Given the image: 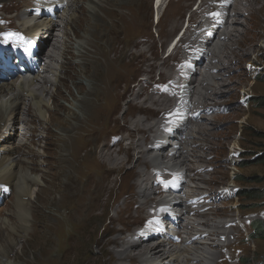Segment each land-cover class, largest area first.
Listing matches in <instances>:
<instances>
[{"label":"rangeland","instance_id":"1","mask_svg":"<svg viewBox=\"0 0 264 264\" xmlns=\"http://www.w3.org/2000/svg\"><path fill=\"white\" fill-rule=\"evenodd\" d=\"M18 1L19 0H5L0 2V21L2 18H6L7 21H9V25L13 24V26L15 25V27L17 28H19V21L15 19L16 14L20 15V13L23 11V8L27 6H24V4H26L25 0H21L20 2ZM116 1L119 3L122 2L123 5L117 6L115 8H110L108 10L109 17L106 14L103 15V18L100 17V14H97L94 17V30L99 31L103 27L106 30V33H102L104 34L103 38L97 39L96 41L94 30L90 26L91 32L89 33L92 34H90L88 37L91 42L90 44H85V47L88 49L92 56H90L89 58H83L81 56V59L75 56V49L72 48L73 40L67 42L69 43V45L67 44V47L62 46L59 49L61 51L60 56L63 55L64 58H60L61 63L63 62L62 65H60L61 63H59L60 59L58 60V64L60 65H58V74H60V77L58 78L59 80H57L56 83L52 85L53 92L47 97L49 105H51V107H48L45 110V119L47 118L46 116L48 114H51V112L55 108L53 107L54 105L52 103L58 104L59 106L62 105L61 107L63 108L60 107V109L57 110L55 114H53V117L50 118H55V126L60 125L57 124V121L61 120L62 117L66 115L64 109L67 108V110H71L72 104L76 105V99L82 95L81 92L78 93V84L81 83L87 87V75L90 77H95L96 84H98V89L95 90V93L100 92V94H98V97H96L95 95L93 96L94 90L92 91L93 94L89 93L87 99L88 104H91L89 105L88 110L87 106L83 107L84 113L82 116L80 112L76 114V118L78 119V121H75L74 117L70 114L66 119L67 121L63 123L64 128L67 131L71 130V134H67L70 138V140L67 141L68 144L72 142L75 147H78L77 139L80 136L82 138V148L84 149L81 150V153L78 156L79 159H70H73V163L72 165H70L71 167H63L66 173H69L67 179L75 180L76 178H78L79 183L82 182L83 184L91 183V181H97L99 183V180L97 178H94L95 173L101 172L102 174H104L105 172L106 181L105 183H103L104 185L102 184L99 188L95 189V192L97 193V196L99 198L98 202L96 203V208L90 211L89 214H100L104 209L107 211V203L109 204V206L111 204L110 211L111 213H113L115 210L119 209L121 203L124 200L128 208H124L125 213L117 212L116 214L122 217L123 220L124 217L126 219H129L130 217L135 218L136 216L139 220L142 213H144V210L148 208L150 199L152 197V199L154 200H158L159 198H161L159 196L155 197L153 195H157L158 186H165V184L160 183V178L162 176L165 177L168 172V168L174 174L176 172L186 171L183 174V181H181L182 187L184 189L181 188L180 191L177 192L182 197V200L185 201V204L188 205L189 200L187 199H191L193 196L199 199L202 194H207V196H210L208 199H212V201L210 202L213 204L202 207L200 211H207V209H212V211L209 210L210 213L218 211L216 213L214 212L215 214H205V218L198 217L197 215H191L190 217L194 218L192 219V221H202L201 224H203V226L200 224H196V222L188 224L187 228L192 227L190 234L194 232L193 228L195 226L197 228H203L204 230H207L208 226L216 230V227H222L223 224L226 227L227 220L236 221L234 228H236L237 231H235V233L238 232L240 238L242 239V241H240L239 244L235 246L236 252H238L237 257H240V260L230 263L228 261H224V263H264V233L262 231H253L255 221L260 220L264 223V197L257 198L261 192H264V28H253L254 26L256 27V25L259 24L258 18H260L262 26H264V11L252 12L255 16H257L256 19H249V17H247L248 11H244L242 15L237 16L238 5L235 2L236 0H234L235 3L233 2V6L229 9L230 20L228 19L226 23L227 28L229 25L230 27L228 29L225 28L224 30L226 31L223 30V32L225 33L224 37L226 38H224L223 36H219L221 33L224 34L223 32H221L217 33L211 40V42L213 43L210 44L211 47L209 48H213L215 41L219 40L220 38L222 39H220L218 42L223 43L224 47L222 46L220 47V49H216L215 51L216 55L220 56L225 53V44L228 38L227 36L229 35L226 33H228L232 26L239 25L237 27L240 29H243V25L248 27V23L252 26L245 38H243V40L245 41L243 43L247 44V50L245 51L246 56L242 57L239 63H234L232 68L230 67L226 68V71H220L217 66H220V64L215 62V60L217 61L218 57L216 56V59L214 58L213 60H210V52L208 60H210V62L212 61L211 66H217L215 68H212V71L208 70L209 72L207 71L204 73V70L201 69L208 66L209 61L208 64L206 63V61L201 62L202 64H200L196 63L192 58L189 60V63L194 67L193 70H196L197 72L192 81V85L199 82L201 86L204 85L203 87L207 88L208 81L210 84L217 83V85H214V87L216 86L215 89L218 90V92L214 93V91L212 90V85L209 90L203 91L208 96V99L204 98V101L198 95L191 96L190 92V97L196 101L195 103H193L196 105L195 108H201L203 110L199 113L198 117L195 118L196 121L190 122L188 126L192 127V125L197 122L198 118H200V123L203 124H200L199 127L202 125L204 129H201L203 131L194 132V135H188L187 137L182 138L181 135H179L176 131L175 133L172 132L170 135H168V138H164L163 136H161V138L159 137V142H167V150L164 154L167 155L168 152L173 151V153H175V157L171 159L169 155L166 156L167 159L165 158L166 160L164 162V164L166 163V167L160 169L161 174L157 173V175L154 177H152L153 174H151L150 176L148 175L149 181L146 184V182L144 183L143 177L145 174H149L147 171H149V169L153 165L151 164L152 162L145 159L146 157L150 156L149 154H147L148 151L151 152V150L147 151V147H149V145L147 144L149 141V133L154 132L156 129L159 130L162 121H166L168 119L167 117L158 116L161 114H166L167 111H170L173 108L172 106L175 102L174 95L176 92L171 85L174 84L172 81L174 76L176 75V72H178V67L175 61L179 62L183 60V58L188 54L187 52L192 41L191 35L187 33L184 37H182L178 42L179 45L173 51V54L169 58H166L169 51V45L173 38L177 37L186 26V19L188 18L191 10H195L198 0H195L192 5L189 3L190 0H171L172 4H176L177 9L171 11L168 7L165 8L164 5L159 11L160 20L158 22L156 21V6L158 5L160 0ZM11 2H13V4H11ZM16 4H18L19 7L16 8ZM97 5L99 6V8H103V12H106L107 9L104 8V4L102 1L97 2ZM189 5L192 6L191 9ZM86 6V3H83L82 1H79L77 5L75 4L73 6L72 9L74 12V20L77 16L87 17V15L90 14V11L92 9H85ZM240 6L242 7V5ZM77 7H80L81 10H79ZM93 8L96 9V7ZM58 13L57 15H60L59 11ZM200 13H203V8H201L197 12H191L190 16L193 18L192 21H195ZM101 14H103L102 11ZM200 17H202V15H200ZM97 18L98 20H96ZM234 18L238 20V23H233V25L231 26V24L228 23H231L232 20L234 21ZM63 21H65V19ZM89 23L90 20L84 21L85 25H89ZM201 25L202 23L199 24V26ZM4 26H6V24L0 22V28L2 29ZM60 29L62 32H64V29ZM207 32L210 31L207 30ZM3 34L4 32L1 31L0 40L3 38ZM201 34L202 32L197 33L196 37H199ZM80 35L83 36V31H80ZM20 36L24 35L21 34ZM67 36L73 37V33L70 31L67 33ZM105 36L106 38L104 39ZM47 38L50 39V34L47 35ZM38 39L39 36H35L33 38L34 41ZM107 40H110L108 45L105 43V41ZM92 42L94 43L92 44ZM52 43L53 42L50 43L51 46H49V48L52 49V51L53 48L55 50H58L57 46H54L52 48ZM233 45H231L230 47H234ZM44 47L45 45L41 47L42 50L45 49ZM46 49L44 50V54L47 51ZM50 56L52 57L53 55ZM35 58L37 59L36 56ZM42 58V60H47L44 56H42ZM89 60L95 61L96 65L97 63H99L102 68L97 65L94 72L91 66H84L85 63L89 62ZM3 62L4 68L6 65H9V68H11L12 71L14 68L15 70L19 69L18 67L20 63L19 61H17L16 57L10 58L9 63L5 59H3ZM35 65L40 66L38 62H36ZM86 69L88 72H84V70ZM186 73L187 75H190L192 71L188 70ZM208 73L212 74V76L208 81L204 82L203 79L206 76L208 77ZM202 74L204 76H201ZM18 79L19 75L16 73H12L11 77L9 78L7 76H4L3 78L6 83H14L18 81ZM196 80L198 82H196ZM199 80L202 82H200ZM108 81L110 84H108ZM66 85H69V87L65 88ZM192 85L191 87H193ZM140 86H142V92H139L138 99H141L139 101V107H142V109L138 108L137 106L134 107L135 102H131V99L134 100V92ZM126 87L128 88L127 92L124 91ZM86 90L88 89L86 88ZM151 92L162 95L169 99V101H173L160 106H152L150 105V102H147V100L144 99L148 96L147 94H150ZM143 94L145 95L143 96ZM173 97L174 99H172ZM199 98H201V100ZM193 99L191 100L193 101ZM142 102L143 106H140ZM201 102L203 103L200 104ZM144 103L147 104L144 105ZM103 104L104 106H102ZM204 104L207 106H205ZM28 106V103L24 104V107ZM161 108L165 109L160 110ZM137 117L144 119L147 117V119L142 120L143 123L141 122L142 124H139V130L135 131L136 128H132V123L137 119ZM206 118H209L210 121L206 120ZM29 119L33 122V124H38V130H35V127L33 126H30L31 122L28 121L25 123L27 124L25 130H29L32 132H27L26 134H24V137H26V139L28 140L27 143L31 142L37 144H31V148L34 147L33 149L36 152L43 153V135H36H45L47 128H40V125L42 126L40 120L37 121V119H34L31 116H29ZM172 120L173 122H171L170 124L173 128H175V126H178L180 123L182 124L181 120L178 118V115H176ZM124 121L128 123V127L131 128L127 129V126L125 125L126 123ZM206 121L208 122V124H205ZM149 124H156V127L153 128L152 132H145L144 126H148ZM67 126L69 127V129H67ZM80 126H84L82 133L80 132V130H77L78 128H80ZM55 130L57 129H55L54 125H52V127H50V139H47V141H51L52 143V149H47L49 152L54 149L55 145L60 144L59 140L64 138L62 137L61 133ZM129 133H131L132 135H129ZM70 135L75 137V139L72 140ZM143 135L145 136L144 140L142 139ZM6 137H4V140L6 139ZM179 138L182 139L181 146L184 142H187V144H189L188 147L184 149V152L185 150L192 152H187V154H184L188 155L190 158V161H188V163L186 162V164L182 163L184 155L181 156L180 154H178L181 148V146L177 148L178 144L180 143ZM137 140L140 141V146L138 145L136 152L134 150L130 151L127 159L128 161L126 162L127 164L122 168H118L119 170L116 169L115 164H109L108 162L106 163L105 160H95L94 158L95 156H97V150H99V147L102 145L107 148H111V150L114 151L113 156L123 158L126 151L128 150L126 148L128 147L126 144ZM139 152L143 156L137 159L139 156ZM257 155L260 156L261 159H255L257 158ZM39 159L40 158H35L33 159V161H36L39 170L43 171L45 169L46 175L41 176L42 173H36L38 176L44 177L43 181L40 180L42 181V183L38 184L37 188L47 191L44 189V184H47L49 182V172L54 170V168H56L58 165H52L50 170H48L46 169L47 163H43L42 160ZM158 161H161L160 157H158ZM175 162H177V165ZM138 165L140 167L139 170H141L140 173H143L141 182L137 178L136 169H138ZM160 165H158L157 163L154 167L157 168ZM110 170L114 171L115 173H109ZM128 170H132L131 175L128 173L124 174ZM62 173V176L59 175L58 179H53L54 182L50 186H48L50 190H48L47 193L42 191L40 194L38 193V197L36 196L37 198H34L33 209L31 210V214L33 216L29 218L31 219L29 223L32 226V232H30L31 230H29L30 234L28 236V242L30 243V245H28V248H26L25 257H22L19 254L23 242L26 241L24 237H21L17 241V244L14 246L11 252H9L6 256H2V254H0V264H48L47 262L43 263L40 255H44L43 257L45 258H43V260L49 257L50 264H71L70 261L74 260L71 258L76 259V262L74 260L72 261V264H81L80 260L82 259V256L79 254V250H77L76 247L75 250L74 248H71L69 250V257L67 259H64V261L62 262L57 261V252L54 253L55 258L51 257L54 250V241L52 240L55 239L52 238V236L50 238L49 235L51 233L53 225H55L56 221L58 222V220L59 224L60 221L64 223V221H62L63 219L59 218V216H65L67 211L70 213H75L76 210L81 207L79 202H75L74 193L71 195L69 194V196L62 194L63 188L68 187L64 186L63 182L60 183L62 180L67 181L65 172ZM238 176L242 177V179H237ZM201 177H204V180H201ZM6 184L2 185L0 182V222L2 221L1 219L5 217L19 222V219L23 220L24 218H22L16 210L14 213H12V209L14 207V196L12 192L13 188L9 183ZM142 184L145 185V188L147 190L149 189V193L143 198L136 194L138 190L137 187L140 185L143 186ZM35 188V186H32L31 189L34 190ZM5 189H7L6 192H4ZM109 189L110 191H108ZM181 191L182 193H180ZM166 197L172 198L173 196L167 195ZM205 197L206 196H204L203 199H205ZM140 199L143 204H146L142 209L138 211L135 216L134 214H132V211L133 208H135L139 204L137 202ZM56 204L58 206L55 207ZM165 206L168 213H170V208H174L175 204L170 205L168 208L167 204L165 205L164 202V208ZM56 208L58 209V212L54 211ZM184 209L188 210L191 209V207H186ZM149 210L151 211L152 209L150 208ZM175 210L177 212L178 207H176ZM182 218L185 220L184 214L182 215ZM75 220L82 221L81 218ZM123 220L120 222H116L115 226L120 229H125ZM204 220L208 223L207 226ZM219 220L221 221L220 223ZM247 222L248 225H246ZM65 223L66 225L64 224L63 233L68 234L67 231L71 229L72 223L71 225L68 222ZM128 226L132 227L134 226V223L129 222ZM45 229L48 232L50 242L46 244V249L45 247L43 249L40 246V243H43L45 238L39 235V237L35 236V233H37L36 231L38 230ZM171 231L173 230H170L169 227H167L166 232L168 233ZM78 233L79 232L76 233V236L74 240H72V243H75L74 246H83L86 241V251L88 253L87 255L93 256V254H95L97 250L93 240L94 237L96 240L97 238L99 239L101 237V232L97 235V233L93 234L89 230L85 229L82 231V238L77 237ZM190 234L188 233L186 236H189ZM118 235L119 234H117V236ZM169 235L172 236L170 233ZM119 236L121 238V232ZM177 238V240L181 239V237L179 236ZM178 242H176V245H178ZM201 245L204 247H202ZM199 248L212 249V247L208 246V244H199ZM217 248H213L216 252L215 255L219 254L217 252H220V247L218 249ZM15 252H17L18 254L15 255ZM43 252L45 254H43ZM197 258L199 260L201 259L200 257ZM217 259L218 257L215 261L216 264ZM212 263L213 261H211L210 259V264Z\"/></svg>","mask_w":264,"mask_h":264},{"label":"bare ground","instance_id":"2","mask_svg":"<svg viewBox=\"0 0 264 264\" xmlns=\"http://www.w3.org/2000/svg\"><path fill=\"white\" fill-rule=\"evenodd\" d=\"M1 1H5V0H0V2ZM9 1H13V0H9ZM20 1L21 0H19L18 2ZM79 1L86 3L87 6L85 7V9H92V10L90 11V14L87 15V17L77 16L76 19L74 20L73 19L74 12L72 8L75 4L77 5ZM100 1L103 2L104 8L107 9L106 12H103V8H99V6L97 5V2ZM193 2H195V0H190L189 3L192 5ZM233 2L234 0H198L195 10H191V12H197L198 10L203 8V13H200L197 16V19H195V21H192L193 18L190 16L191 12L189 13V16L187 18L188 27L184 30V33L182 34L181 38L184 37L187 33H189L191 35L192 41L187 52L188 54L183 58V60L179 62L175 61L178 67L177 69L178 72L175 71L176 75L174 76L172 81L174 84L171 85L176 92L174 95L175 102L174 105L172 106L173 108L172 109L170 108L171 110L167 111L166 114L160 113L161 115L158 116V117L168 118L166 121H162L159 130L156 129L154 132H152L153 128L156 127L157 122L155 125L149 124L148 126H144L145 132H152L149 133V141L147 143L149 145V147H147V151L151 150V152L148 151L147 154H149L150 156L146 158L144 157L147 161L149 160L150 162H152L151 164H153L149 169V171H147L149 174H145L143 177L144 183L146 182V184L149 181L148 175L150 176L151 174H153L152 177H154L157 175V173L161 174L160 169L166 167L165 166L166 163L164 164L165 160L167 159L166 156L169 155L171 159L175 157V153H173V151L168 152L167 155L164 154L167 150V145H166L167 142L166 143L159 142L158 140L159 137L161 138V136H163L164 138H168V135H170L172 132L175 133L176 131L179 135H181L182 138V137H187L188 135L190 136L194 135L195 134L194 132L203 131L201 129L202 128L204 129L202 125L199 127L200 124H203L200 123L201 122L200 118H198L199 121L197 120V122L194 123L195 125L193 124L194 127L192 123H191L192 127L188 126L190 122L196 121L195 118H197L199 113L203 110L201 108H195L196 105L193 103H195L196 101L190 97L189 95L190 92H191V96L198 95L199 97L202 98L203 101L204 98L208 99V96L203 91L209 90L210 87H212V85H213L212 90L214 91V93L218 92V90L215 89L216 86L214 87V85H217V83L210 84L208 81L209 78H211L212 76V74L210 73H208V77L206 76L203 79L204 82L208 81L207 88H204L203 87L204 85L201 86L197 80L196 82L198 83L192 85V81L196 76L197 72L196 70H193L194 67L189 63V60L192 58L195 60L196 63H200V64H202L201 62H205V61L208 64L209 61L208 66L201 68L204 70L205 73L208 70L212 71L213 70L212 68H215L217 66L220 71L222 70L226 71L225 70L226 68H230V67L232 68L234 63H239V61H241V58L246 56L245 51L247 50L246 49L247 44L243 43L245 42L243 38H245L249 29H251L252 26L249 25V23H248V27L243 25V29L238 28L237 26L239 25L232 26L233 23H238V20L235 18L234 21L232 20L231 23H228L231 24L232 27L228 31V33H226L229 35L227 36L228 38L225 44V53L220 56H217L215 52L216 49H220V47L223 46V43L218 42L221 38L214 42L213 48H209L211 47L210 44L213 43L211 42L213 37L217 33H221L225 28H227L226 23L230 17L229 9L233 6L232 4L236 2V4L238 5L237 16L242 15L244 11L245 12L248 11L247 17H249V19L257 18V16H255L252 12L264 11V0H236L234 3ZM25 3L26 4H24V6L27 5L29 7L26 6L25 8H23V11L20 13V15L16 14V18H15L19 21L18 24L19 28L15 27V25L13 26V24L9 25L8 24L9 21H7L6 18H2L0 21L6 24V26H4L2 29L0 28L1 31L4 32V34L2 35L3 38L0 40V117H1L0 118V182L2 185H5L6 183H9L11 185V187L13 188L12 192L14 196V200H13L14 207L12 209V213H14L16 210L21 215V217L24 218L23 220L19 219L20 220L19 222L13 221L8 217L1 219L2 221L0 222V254H2V256H6L9 252L12 251L14 246L17 244V241L21 237H24L26 241L23 242L19 254L20 256L25 257L26 248H28L27 246L30 245V243L28 242V236L30 232H32L31 230L32 226L29 223L31 219L29 218L33 216L31 214V210L33 209L34 198L38 197V193L40 194L42 191H44L43 189L37 188L38 184H41L42 181L44 180L43 179L44 177H40L36 173L37 172L42 173L41 176H43L46 175V171L45 169L43 171L39 170L38 164H36V161L35 162L33 161V159L35 158H40L43 163H47L46 169L48 170H50L52 165L55 164L58 165L56 168H54V170L49 172V176H48L49 182L47 184H44V189L47 191L50 190L48 186H50L54 182L53 179H58V176L59 175L62 176L63 174L62 172H65V177L67 181L62 180L60 183L63 182V185L68 187L63 188L62 194L69 196V194L71 195L74 193L75 202L76 203L79 202V204L81 205V207L77 209L75 213H70L67 211L65 216L64 215L59 216V218L63 219L62 221H64V223L60 221L59 224L58 223L59 220H58V222L56 221V224L53 225L52 227L49 237L51 238L52 236V238H54L55 240H52L54 241L53 242L54 250L52 252L51 257H54L55 256L54 253L57 252L56 257L58 262H62L64 261V259H67L69 257L68 255L69 250L71 248H74L75 250V247L77 248V250H79V254L82 256V259L80 260L81 264H210V259L211 261H213L212 264H216L215 261L217 257L219 259V260L217 259V264H225L224 261H228L229 263L233 261L234 262L239 261L240 257H237L238 252H236L235 246L238 245L239 242L242 241V239L240 238L238 232L235 233V231H237L236 228H234L236 221L227 220L226 227L223 224L222 227L219 228L216 227L217 229L215 228L216 230H214L208 227L207 226L208 223L205 222L204 220L209 230L208 229L204 230L203 228H197L195 226L193 228L194 232L190 234L192 227L187 228V225L196 222V221H192V219L194 218H191L190 217L191 215L192 216L197 215L198 217L205 218L204 217L205 214L208 213L215 214L218 211H214L215 213L214 212L210 213L209 210L212 211V209H207V211H203V212L200 211L202 207L213 204L210 202L212 201V199L211 200L208 199L210 196H207V194H202L199 199L193 196L191 199H187L189 200V204L188 205L185 204V201L182 200V197L177 192L180 191L181 188H183L181 181H183V174L186 171L176 172L174 174L167 167L168 172L165 175V177L162 176L160 178L159 176L160 183L165 184V186H160V187L158 186L157 195H153L155 197L159 196L161 198H159L158 200H154L152 199L153 198L152 197L150 199V203H148V208L144 210V213H142L139 220L136 214L146 204V203L143 204L141 199L137 202L139 204L135 208H133L132 211V214L136 216L135 218L130 217L129 219H126L124 217L123 220L122 217L116 214L117 212L125 213L124 208H128L124 200L121 203L119 209L115 210L113 213H111L110 211L111 204L109 206V204L107 203L106 205L108 208L107 211L104 209L100 214H94V213H92L91 215L89 214L90 211L96 208V203L98 202L99 198L97 196V193L95 192V189L99 188L100 185L105 183L106 173L105 172L104 174H102L101 172L95 173L94 178H97L99 180V183L97 181H91V183L83 184L82 182L79 183L78 178H76L75 180L67 179L69 173H66L63 167H68V168L71 167L70 165H72L73 159H79L78 156L81 153V150L84 149L82 148V142H81L82 138L80 136L77 139L78 147H75V145H73L72 142L68 144L67 141L70 140V138L67 134H69L71 130L67 131L64 128L63 123L67 121L66 119L70 114L71 116L74 117L75 121H78V119L76 118V114L80 112L82 116L84 113L83 110L84 106H87V110H88V107L91 103L88 104L87 96L89 95V93H92L93 90H94V94L92 93L93 96L95 95L96 97H98V94H100V92L98 91L99 93H95V90L98 89V84H96L95 77H90L87 75V79H88V82L86 84L87 87L84 84L81 83L78 84L79 87L78 93L81 92L82 95L76 99V105L72 104L71 110H67V108L64 109L66 115H64V117H62L61 120L57 121V124L60 125L55 126L54 124L56 122L55 118L52 119L50 118L53 117V114H55V112L59 110L62 105L59 106L58 104L52 103L54 105L53 107L55 108L51 112V114H48L46 116L47 117L46 119L44 112L48 107H51V105H49V101L47 97L53 92L52 85L56 83V81L59 80L58 78L60 77V74H58V69L59 66L62 65L63 63V62L61 63L60 58H64L63 55L60 56L61 55V51L59 50L60 47L62 46L67 47L69 45V43L67 42L73 40L72 48L75 49V53H74L75 56L79 57L80 59L81 56L83 58H89L90 56H92L91 53L88 51V49L85 47V44H90L91 42L88 36L92 34L89 33L91 32L90 26L92 27L93 30L95 29L94 17L97 14H100L101 18L104 17L103 16L104 14L108 16V10L110 8L121 6L123 5V3L122 2L119 3L116 0L115 1L114 0H25ZM11 4H13V2H11ZM164 5L165 8L168 7L171 11L177 9L176 4H172L171 0H160L158 5L156 6L157 7L156 18H158L157 22L160 20L159 11ZM191 5H189L190 9L192 7ZM240 5H242L243 8ZM15 7L17 8L19 7V5L16 4ZM93 7H96V9H94ZM77 8L81 10L80 7ZM58 11L60 12V15H57ZM101 11L103 14H101ZM200 15H202V17H200ZM64 19L65 21H63ZM89 20H90L89 25L87 24L85 25L84 21H89ZM96 20H98V18ZM200 23H202L201 26H199ZM258 23L259 24L256 25V27L254 26L253 28L256 29L264 28V26H262L260 18H258ZM229 27L230 25L228 26V28ZM60 28L64 29V32H62ZM207 30L210 32H207ZM70 31L73 33V37L67 36V33ZM80 31H83V36L80 35ZM199 32H202V34L199 37H196L197 33ZM102 33H106L104 27L99 31L94 30V36L96 38L95 39L96 41L97 39L103 38L104 34ZM6 34H13V35L6 36ZM21 34H23L24 36H20ZM49 34H50V39L47 38V35ZM35 36H39V39L36 41L33 40ZM219 36L224 37L225 33L224 34L221 33ZM105 38L106 36L104 37V39ZM109 41L110 40H107L105 41V43L108 45ZM51 42H53L52 48L54 46L55 47L57 46L58 50L57 49L55 50L53 48L52 51V49L49 48V46H51L50 45ZM178 42L176 47L179 45ZM93 43L94 42H92V44ZM41 45L42 46L45 45L44 48L45 49L47 48L45 54H44L45 49L42 50ZM231 45H233L234 47H230ZM5 47H9L10 50L5 49ZM175 48L173 49V51L175 50ZM173 51L166 58H169L173 54ZM209 52L211 53V55ZM21 53H24L23 56L21 55ZM9 55L10 56L14 55L20 60V62L22 61L23 63H25L24 61H29V64L21 66L19 68V71L15 70V68L12 71L11 68H9V65L8 66L6 65L4 68L3 59H5L9 63L10 61ZM50 55L53 56L51 57ZM209 55L211 57L209 58L210 60H213L214 58L216 59L217 56L218 59L217 61L215 60V62L220 64V66L219 65L211 66L212 61L210 62V60H208ZM35 56L37 57V59L35 58ZM42 56H44L45 59L47 60H42L43 59ZM59 59H60L59 63H61L60 65L58 64ZM36 62H38L40 66H36L35 65ZM97 65L102 68V66L99 65V63H97ZM97 65L95 61L89 60V62L85 63L84 66H88V67L91 66L95 72ZM188 70L192 71L190 75H187L186 73ZM84 72H88L87 69L84 70ZM12 73H16L19 75L18 81L14 83H6L3 80L4 76L5 77L7 76L9 78L11 77ZM201 76L204 75L202 74ZM48 83H49V87H48ZM108 84H110L109 81ZM191 85L193 87H191ZM68 87L69 85L65 86V88ZM86 88L88 90H86ZM127 90L128 88L126 87L124 91L127 92ZM139 92H142V86L136 89V91L134 92L135 96L133 95L134 100L131 99V102L132 101L135 102L134 107L137 106L138 108L142 109V107H139V101L141 100L138 99ZM144 95L145 94H143V96ZM147 95L148 96L145 97L144 99L147 100V102H150V105L152 106L153 105L160 106L173 101V100L169 101V99L157 93L151 92L150 94ZM174 97L172 99H174ZM201 98L199 99L201 100ZM191 99H193V101ZM26 103H28L29 105L28 107H24V104ZM202 103L203 102H201L200 104ZM145 104L147 103H144V105ZM102 106H104V104ZM140 106H143V102L142 104H140ZM163 109L165 108H161L160 110ZM176 115H178V118L181 120L182 124L180 123L181 125L179 124L178 126H175V128H173L170 123L173 122L172 119L175 118ZM29 116L33 117L34 119H37V121L40 120L42 124V126L40 125V128L41 127H43V129L47 128L45 135L44 134L36 135V136L43 135L42 137L43 139L42 142L44 143L43 153L36 152L33 149L34 147L31 148L30 146L31 144L33 145H37V144L31 142L27 143L28 140L26 139V137H24V134H26L27 132H32L29 130H25V127H27V124H25L26 122L28 121L31 122L30 126H33L35 127V130H38V124H33V122L29 119ZM139 118L137 117V119L132 123V128L133 129L136 128L135 131L139 130L140 128L139 124L143 123L142 120L147 119V117L145 119L144 118L139 119ZM206 120L210 121L209 118L208 119L206 118ZM127 124L128 123L125 124L127 126V129L131 128L128 127ZM205 124H208V122L206 121ZM52 125H54L55 129H57L55 131L61 133L62 137L64 138L59 140L60 144L55 145L54 149L49 152L47 149L49 150L52 149L51 148L52 143L51 141H47V139H50L49 138L51 133L50 127H52ZM67 129H69L68 126ZM83 129L84 126H80V128H78L77 130H80V132L82 133ZM131 133H129V135H132ZM4 137H6L5 140ZM70 137L72 138V140L75 139V137L71 135ZM144 138L145 136L143 135L142 139L144 140ZM181 140L182 139H180V143L178 144L177 148L181 146ZM126 145L128 146L126 147L128 150L126 151L123 158L121 157L118 158L116 156H113L114 151L111 150V148L105 147L104 145L99 147V150H97L98 157L95 156L94 158L95 160L102 159L105 160L106 163L108 162L109 164H115L116 169L122 168L127 164L126 162L128 161L127 159L130 154V151L131 150H134L135 152L137 151L138 145L140 146V141L139 140L133 141ZM188 145L189 144H187V142H184L178 154L182 156L184 154H187V152H190L186 150L184 152V149H186ZM142 156L143 155L139 152V156L137 159H139V157ZM158 157H160L161 159L160 162L158 161ZM71 158L73 159L70 160ZM183 158H184L182 159L183 164L184 163L186 164V162L188 163V161H190L188 155H184ZM157 163L158 165L161 164L159 167H157L159 169L154 167L155 164ZM175 163L177 165V162ZM137 167H138V169H136L137 178L141 182L143 173L142 172L140 173L141 170H139L140 168L139 165ZM112 172L114 171L110 170L109 173ZM131 172L132 170H128L124 174L128 173L131 175ZM201 180H204V177H201ZM32 186H35L36 188L33 190L31 189ZM137 188L138 190L136 194L141 196V198H143L149 193L148 192L149 189L147 190L145 188V185L143 186L140 185ZM6 191L7 189L4 190V192ZM47 191L44 192L47 193ZM108 191H110V189ZM182 191L180 193H182ZM151 192H152V188H151ZM167 195L173 196L172 199H168L166 197ZM204 196H206L205 199H203ZM164 202H168V203L172 202L173 204H175L174 208L176 209V207H178L177 212H175L176 211L175 210L173 211L172 214L168 213L166 207L164 208ZM56 206L58 205L56 204L55 207ZM186 207H191V209L188 210L184 209ZM150 208L152 209L151 211L149 210ZM54 211L58 212V209L56 208ZM183 214L185 216V220L182 218ZM78 218H81L82 221L75 220ZM122 220L124 221L125 229H120L117 226H115L116 222H120ZM65 222L70 223V225L72 223L71 229L69 228L70 230L67 231L68 234L63 233L64 224L66 225ZM129 222L134 223V226L132 227L128 226ZM220 222L221 221L219 220V223ZM201 223L202 221L196 222V224H200L203 226V224ZM246 225H248V222L246 223ZM167 227H169V229L173 231L167 233L166 232ZM85 229L89 230L93 234L97 233V235L101 232V237L99 239L97 238L96 240L94 237L93 241L94 244L96 245L97 250L96 253L93 254V256L87 255L88 253L86 251V243H87L86 241L83 244V246L82 245L74 246L75 243L74 244L72 243V240H74L77 232H79L77 237L82 238V231ZM29 230L31 231L29 232ZM36 232L37 233H35V236L39 235L45 238L44 242L40 243V246L44 249L46 244L50 242L49 241L50 238L48 237V232L46 229L38 230ZM120 232L122 233L121 238L119 236ZM116 233L119 235L117 236ZM169 233L172 236H170ZM188 233L190 235L186 236ZM178 236L181 237L180 240H177ZM159 238H164V239H159ZM176 242H178V245H176ZM199 244H203V245L208 244V246L212 247V249L199 248ZM217 247L218 248L220 247L219 251L221 252L222 249V252L221 255L220 252H217L219 254H216L217 255L216 256L215 249L213 248H217ZM17 254L18 253L15 252V255ZM43 254L45 253L43 252ZM43 256L40 255V258H42L43 263L47 262L48 264H50L49 257L43 260V258H45ZM197 257H200L201 259L199 260ZM71 259H74L76 262L75 258H71ZM72 261H70L71 264Z\"/></svg>","mask_w":264,"mask_h":264},{"label":"trees","instance_id":"3","mask_svg":"<svg viewBox=\"0 0 264 264\" xmlns=\"http://www.w3.org/2000/svg\"><path fill=\"white\" fill-rule=\"evenodd\" d=\"M255 159H261V157L257 155V158H255ZM241 167H243V166H241ZM240 178L242 179V177H239V176L237 177V179H240ZM263 197H264V192H261L260 195L257 198H263ZM254 223L255 224L253 226V231L254 232H257V231L261 232L262 231L264 233V223H263V221L257 220ZM262 264H264V263H262Z\"/></svg>","mask_w":264,"mask_h":264},{"label":"snow or ice","instance_id":"4","mask_svg":"<svg viewBox=\"0 0 264 264\" xmlns=\"http://www.w3.org/2000/svg\"><path fill=\"white\" fill-rule=\"evenodd\" d=\"M10 35H13V34H6V36H10Z\"/></svg>","mask_w":264,"mask_h":264}]
</instances>
